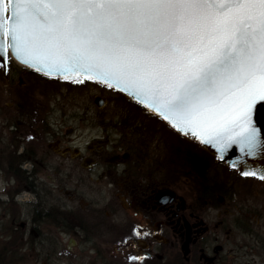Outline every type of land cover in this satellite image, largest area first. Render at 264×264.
Masks as SVG:
<instances>
[{
  "label": "flooded vegetation",
  "instance_id": "flooded-vegetation-1",
  "mask_svg": "<svg viewBox=\"0 0 264 264\" xmlns=\"http://www.w3.org/2000/svg\"><path fill=\"white\" fill-rule=\"evenodd\" d=\"M60 81L15 59L0 71V207L14 240L3 248L65 250L73 264H127L128 253L142 264H264V183L126 96L101 88L78 104L58 97L69 92ZM137 225L150 235L121 244Z\"/></svg>",
  "mask_w": 264,
  "mask_h": 264
},
{
  "label": "snow or ice",
  "instance_id": "snow-or-ice-1",
  "mask_svg": "<svg viewBox=\"0 0 264 264\" xmlns=\"http://www.w3.org/2000/svg\"><path fill=\"white\" fill-rule=\"evenodd\" d=\"M13 59L48 79L126 96L178 138L264 183V168L246 163L264 154V0H0L5 76ZM149 235L137 225L120 243L135 248L133 237Z\"/></svg>",
  "mask_w": 264,
  "mask_h": 264
},
{
  "label": "rangeland",
  "instance_id": "rangeland-1",
  "mask_svg": "<svg viewBox=\"0 0 264 264\" xmlns=\"http://www.w3.org/2000/svg\"><path fill=\"white\" fill-rule=\"evenodd\" d=\"M83 80V79H82ZM64 81V82H63ZM46 85V84H45ZM62 89H68V94L61 95L59 94L58 97L60 99H69L71 101H75L78 104H90L92 103V98L94 94H101L104 93L100 91L101 88L98 87L96 84H86L85 86H81L77 83H71L70 81L62 80L60 83H57ZM106 90V89H105ZM107 91V90H106ZM66 92V91H65ZM101 92V93H100ZM51 94H54L51 93ZM108 96H111L112 99L115 100H124V97L119 96L118 94H114L110 91H107ZM46 97V96H45ZM54 97V96H52ZM50 98V97H49ZM54 98H57L56 96ZM121 98V99H120ZM108 102L105 103L106 106ZM111 105V103H110ZM92 109L95 111V106L92 104ZM112 107L109 108V115L113 116ZM79 121L75 124L74 122L71 123L72 126H78ZM8 218H5L3 208L0 207V228H4V226L8 223ZM0 230V249L3 248L5 245H9L8 241H14L13 237L10 235L5 234L4 229ZM6 251H11L6 253L4 257H2L3 264H73L74 261L71 260V255L65 250L61 251L60 256H53L49 259L45 258L43 252L38 249H26L21 241L17 243L16 247L10 248L6 246ZM115 247L112 246L110 249V253H115ZM13 251V252H12ZM2 254V253H1ZM76 262V261H75Z\"/></svg>",
  "mask_w": 264,
  "mask_h": 264
},
{
  "label": "water",
  "instance_id": "water-1",
  "mask_svg": "<svg viewBox=\"0 0 264 264\" xmlns=\"http://www.w3.org/2000/svg\"><path fill=\"white\" fill-rule=\"evenodd\" d=\"M9 14H10V11H9ZM9 51H11V49H9ZM18 62L23 65L22 61H18ZM51 77H57V78L63 79L62 77L57 76L55 73H53ZM83 78L84 77H82V76L80 77V79H83ZM69 80L72 81V79H69ZM103 100L106 101V98H103ZM98 105L99 106H103L105 104H103V105L102 104H98ZM205 150L208 151L210 154L216 156V152L214 151L213 148H208V149H205ZM221 155H223V153H221ZM235 155H236V153H235V151H233L232 153H229L228 158L229 159H234ZM220 162L221 163H225V162H222V161H220ZM246 163H247L248 166L253 167V168H264V154L256 157L255 159L247 158ZM225 164H227V163H225ZM257 175H259V174L257 173Z\"/></svg>",
  "mask_w": 264,
  "mask_h": 264
},
{
  "label": "trees",
  "instance_id": "trees-1",
  "mask_svg": "<svg viewBox=\"0 0 264 264\" xmlns=\"http://www.w3.org/2000/svg\"><path fill=\"white\" fill-rule=\"evenodd\" d=\"M8 252H11V251H6V249L5 248H1L0 249V264H3L2 263V257H4L5 255H6V253H8ZM13 252V251H12ZM2 253V254H1Z\"/></svg>",
  "mask_w": 264,
  "mask_h": 264
}]
</instances>
